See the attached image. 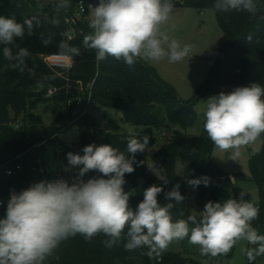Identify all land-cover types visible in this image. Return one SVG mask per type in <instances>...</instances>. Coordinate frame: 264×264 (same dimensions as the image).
<instances>
[{
	"label": "trees",
	"instance_id": "1",
	"mask_svg": "<svg viewBox=\"0 0 264 264\" xmlns=\"http://www.w3.org/2000/svg\"><path fill=\"white\" fill-rule=\"evenodd\" d=\"M171 2L174 6L203 11L214 9L215 0ZM257 5L258 11L254 16L245 11L214 10L222 36L207 79L196 88L194 98L187 101L142 59L132 66H128L123 59L116 60L111 56L98 61L95 50L83 44L84 35L90 32L88 22L80 25L82 33L78 32L73 39H68L64 33L70 34L72 28L66 22V10L57 13L54 3L39 10L32 0H0V16L15 17L21 23L32 17L40 21L38 26L34 22L32 35L26 32L22 39L16 38L14 45H7L13 54L18 51L16 45L29 50L23 71L9 67L13 62L4 58L3 48L6 45L0 44V199H3L0 219L6 217L7 204L13 192L19 193L41 181L64 179L69 184L74 181L77 173L53 171L47 168L46 163L51 149L71 151L62 135L76 122L81 123V150L89 144H110L127 155L129 132L102 131L97 138V130L89 114L74 120L72 113L77 103L75 100L70 107L68 100L81 95L79 81L86 88L91 84L93 103L122 111L129 123L143 127V131L137 133L140 138L149 137L147 150L135 154V170L125 174L123 187L128 194L136 187L138 179L145 177L148 187L157 185L163 188L158 194V201L163 205L167 203L166 193L179 185L178 190L184 200L182 203L173 201L175 207L171 214L174 221L195 215L186 204L187 181L190 179L210 178L208 186L200 184L195 187L196 202L202 211L209 201L215 203L233 198L221 185V178L228 174L211 161L214 144L204 128L198 136H187L181 129L196 123L198 115L194 104L200 96L207 93L218 95L221 91L230 93L236 87L249 86L253 82L264 87V0H257ZM45 40L49 42L45 44ZM61 41L79 49V54L74 56V67L69 71L51 69L41 57L42 54L64 53L59 47ZM51 88L59 89L48 94ZM82 97L86 99L88 93L82 94ZM51 101L55 103L53 109L57 115L51 124L46 125L35 109L39 104ZM262 139L261 150L250 159V170L260 196L258 215L252 226L264 235V134ZM148 157L154 159L160 174L167 178V184L156 176H147ZM178 163L183 168L181 173L177 171ZM8 170L12 173L8 174ZM100 176L102 174L98 171H90L83 179L86 181ZM142 200L139 196H129V206L135 209ZM127 230L125 228L122 238L112 247L105 246L109 238L102 233L91 241L79 234L69 237L53 250L43 264H187L188 258L170 249L157 252L145 246L126 250ZM251 246L252 255L262 258L264 254H256L258 248ZM234 247L226 255H231Z\"/></svg>",
	"mask_w": 264,
	"mask_h": 264
},
{
	"label": "clouds",
	"instance_id": "2",
	"mask_svg": "<svg viewBox=\"0 0 264 264\" xmlns=\"http://www.w3.org/2000/svg\"><path fill=\"white\" fill-rule=\"evenodd\" d=\"M53 2L57 13L70 7V0ZM88 7L90 32L84 35L83 44L95 50L98 61L111 56L132 66L138 59L158 61L167 57L175 63L189 57L192 51L190 45L181 46L161 30L173 12L171 0H99L97 6ZM214 10L245 11L254 16L258 5L257 0H215ZM34 22L40 24L36 17L21 23L15 17L0 16V44L6 45L4 58L13 62L9 67L24 70L29 50L16 45L18 51L13 54L7 45H14L16 38L22 39L26 32L32 35ZM64 35L71 39L68 33ZM59 47L66 55L79 54L78 48L65 41ZM203 116L208 138L221 151L232 150L235 160L242 147L264 134V87L253 82L230 93L221 91L206 101ZM148 145V136L140 138L130 129L127 155L110 144H89L83 148V155L67 153L68 164L78 169L71 184L64 179L41 181L19 193L13 192L6 217L0 219V264H43L62 241L77 234L91 241L102 233L109 238L105 246L112 247L122 238L125 228V248L129 251L145 246L153 251L165 250L171 242L187 238L205 256L226 255L242 240L258 245L256 254H264V235L252 226L258 209L243 199V193L239 200L209 201L198 215L175 221L171 214L173 201L184 200L179 185L166 193L167 203L163 205L158 201L163 188L152 185L144 190L143 200L136 208L130 207L124 177L135 170V154L145 152ZM149 168L163 184L168 183L159 169ZM90 171L102 176L85 181L83 177ZM187 182L193 188L208 186L210 178ZM248 255L253 258L252 252Z\"/></svg>",
	"mask_w": 264,
	"mask_h": 264
},
{
	"label": "rangeland",
	"instance_id": "3",
	"mask_svg": "<svg viewBox=\"0 0 264 264\" xmlns=\"http://www.w3.org/2000/svg\"><path fill=\"white\" fill-rule=\"evenodd\" d=\"M32 1L39 10H44L48 5L54 3L53 0ZM40 4L44 6H40ZM161 30L169 36L170 40H177L181 46L190 45L192 51L189 57L175 63L169 62L167 57L158 61L142 60L157 69L158 75L166 82L171 83L183 100L188 101L193 99L196 88L203 84L209 75V70L213 63V55L222 36V29L217 20L216 13L213 8L200 11L194 7L174 6L172 14L166 24L161 26ZM78 86L82 95V90L86 87L81 86L80 83ZM214 95L216 94L207 93L196 100L194 104V109L198 115L196 123L186 129H181L187 136H198L202 133L204 128L203 112L206 107V101ZM54 105L55 103L51 101L39 104L35 109L36 113L42 116L43 122L46 125L51 124L56 118L57 112L53 109ZM72 116L74 120L77 119L73 114ZM89 119L94 122L97 138L103 131L100 128L101 126L106 127L112 132H129L130 129L136 133L143 131V127L129 123L124 118L122 111L95 103H92L89 108ZM80 127L81 123L76 122L67 128L62 135L64 142L71 149L70 152L76 154H78L77 149L80 148L79 144L81 142ZM166 135L169 136L170 133L166 131ZM262 146L263 139L261 135L254 143L242 147L240 149V156L235 160L232 159V150L226 153L215 145L211 154L212 163L234 177L233 180L230 178L231 176L228 177L226 175L221 179V185L232 195L233 199L239 200L241 193H243V199L250 201L256 208L259 205L260 196L257 183L253 179V174L250 170V159L256 152L261 150ZM66 153L62 148L51 149L48 152L47 168L53 171H66L65 169L69 168L70 170L66 172L77 173L78 169L71 168L68 164ZM149 166L159 169L151 157H148L147 161V176H156ZM182 170L181 163H178L177 171L181 173ZM147 188L145 177H140L136 187L129 196L143 198L144 190ZM186 204L193 214L198 215L199 212H202L201 207L196 202L195 188L190 184L187 185ZM192 226L190 225V227ZM251 245L242 240L235 245L231 255H219L215 257L201 255L199 246L190 244L187 238L171 242L167 249L188 258L187 264H264V255L260 259L256 256H253L254 260L253 258L249 259L248 252H252ZM258 247V245H255V248ZM157 252H160V250L157 249Z\"/></svg>",
	"mask_w": 264,
	"mask_h": 264
},
{
	"label": "built area",
	"instance_id": "4",
	"mask_svg": "<svg viewBox=\"0 0 264 264\" xmlns=\"http://www.w3.org/2000/svg\"><path fill=\"white\" fill-rule=\"evenodd\" d=\"M99 0H70V7L66 10L67 17L66 22L72 28L70 32L71 39H73L76 34L82 33L83 30L80 27L81 24H85L88 22L89 17V4L92 6H97ZM84 9L83 11L81 9ZM42 59L45 64L51 69L57 71H69L74 67L75 60L74 56L66 55L65 53H51L42 55ZM82 85V83L79 81ZM56 88L49 89L48 94H52ZM88 93V97L84 99L82 95H78L75 99L70 98L68 100V106H73L74 101L76 100L77 106L74 107L73 115L76 118H81L89 114V108L93 103L91 99V84L82 90V94ZM76 119V120H77ZM104 132H109L106 127H100ZM77 153L82 155V150L80 148L77 149ZM20 166H17L19 168ZM8 174L12 173V170L7 171ZM3 206V199H0V207Z\"/></svg>",
	"mask_w": 264,
	"mask_h": 264
},
{
	"label": "crops",
	"instance_id": "5",
	"mask_svg": "<svg viewBox=\"0 0 264 264\" xmlns=\"http://www.w3.org/2000/svg\"><path fill=\"white\" fill-rule=\"evenodd\" d=\"M40 6H44L43 4L41 5L40 4ZM157 70V69H156ZM171 84V83H170ZM183 99V98H182ZM231 176V177H230ZM225 177V176H224ZM224 177H222L221 179H223ZM228 177H230V178H232L233 180H234V177H232V175L231 174H228Z\"/></svg>",
	"mask_w": 264,
	"mask_h": 264
}]
</instances>
